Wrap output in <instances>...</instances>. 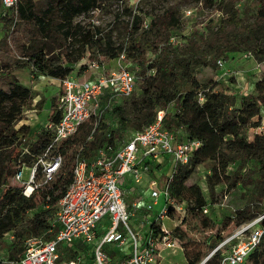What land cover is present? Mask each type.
<instances>
[{"label": "trees", "instance_id": "trees-1", "mask_svg": "<svg viewBox=\"0 0 264 264\" xmlns=\"http://www.w3.org/2000/svg\"><path fill=\"white\" fill-rule=\"evenodd\" d=\"M202 1L206 6L214 5V0ZM236 1L228 0L217 7L225 16L215 32L204 37L201 30L192 29L186 36H179L180 42L174 45L169 42L174 36L173 31L184 26L178 13L170 7L151 14L144 26L129 0H18L12 10H4L0 4V250L18 249L22 256L27 239L51 238L54 233H48V230L57 203L72 180L70 166L75 157L78 155L89 162L94 160L97 151L111 146L114 139L120 140L127 127H133L132 132L141 131L155 121L160 111L164 113L163 127L173 133L178 142H200L187 165L173 168L168 187L171 200L177 204L191 200L193 205L189 211L203 210L206 203L200 189L188 186L186 181L198 165L206 162L210 163L211 174L207 177L210 189L220 183L228 185L232 179L243 188L252 185V189L247 190L249 202L264 201V134H252L251 140L245 135L248 129L259 127L258 122L252 121L264 109V81L256 82L252 92L235 102L233 96L201 84L192 75L189 62L183 58L199 52L202 60L194 63L212 65L226 52L242 47L264 60V0H254L255 14L250 23L243 22ZM112 4L118 5L115 21L128 34L120 45H116V38L110 31L87 20L92 12ZM141 29L144 36L138 34ZM231 32L240 33L236 41L230 40ZM148 52L155 56L148 59ZM121 54L130 70L138 75L139 116L127 117L120 107V100L111 109L116 116V128L109 130L102 115L85 120L75 135L63 140L57 148L63 156V164L55 180L25 197L21 189L12 184L14 173L22 163L31 166L52 135L44 127V132L28 142L29 126L15 128L35 94L31 88L19 83L12 72L28 69L33 80L46 77L60 82L71 76L77 77L90 62L108 64ZM199 95L202 102L198 100ZM60 117L56 100L52 99L48 122L55 124ZM177 129H182L184 139L180 138ZM250 161L256 177H252L253 172H242ZM235 163H238L237 167L228 175V168ZM37 207L40 209L25 220L26 215ZM170 207L167 215L171 214ZM256 215L249 208L236 211L237 226ZM107 223L104 220L102 226ZM203 224L209 229L214 228L208 218H204ZM158 228L151 220L147 230ZM219 240L218 236L216 241ZM75 248L77 252L80 248L90 251L79 243ZM105 250L111 260L114 256L122 257L117 249ZM73 254L66 258L74 257ZM89 259L92 261L91 254ZM220 259L221 253L217 251L205 264H219ZM198 262L199 258L189 264ZM248 263L264 264V236L248 257Z\"/></svg>", "mask_w": 264, "mask_h": 264}, {"label": "built area", "instance_id": "built-area-1", "mask_svg": "<svg viewBox=\"0 0 264 264\" xmlns=\"http://www.w3.org/2000/svg\"><path fill=\"white\" fill-rule=\"evenodd\" d=\"M17 1L0 0V4L4 10H12ZM191 13L188 10L186 15ZM174 39L170 37L169 42H180ZM86 70L92 71L91 79L80 81L71 76L60 81L62 91L57 95L56 108L61 117L55 124L47 122L44 125L51 132L50 142L31 166L22 163L14 173L13 180L25 197L55 180L63 164V156L57 151L63 140L74 136L85 120L99 118L116 102L134 92L136 76L124 61L123 54L116 60L113 70H107L97 62L88 63ZM163 115L162 111L158 112L153 123L141 131L132 132L117 148L102 147L90 162L77 155L72 165V180L57 203L48 230L54 235L48 239H27L25 252L13 264H84V255L77 256V243L89 248L93 264H156L164 251L179 248L172 231L162 225L172 205L168 192L172 172L162 184L156 178L148 181L150 201L136 199L131 208L125 203L129 189L132 190L126 188L128 182L134 187L140 185L151 163L169 158L173 170L176 165H187L193 152L200 147L197 140L178 142L173 133L163 127ZM257 129L264 134V126ZM23 169L29 170L26 182L21 181ZM160 195L164 199L160 214L154 219L148 218L159 228L147 230L139 236L131 226V217L137 211L151 213ZM104 220L108 223L102 226ZM100 228L102 233H98ZM262 236L264 214L237 226L230 236L219 240L211 254L199 264H205L217 251L221 253L219 264H249L248 257L258 247ZM106 248L119 250L122 257L116 263L111 258L108 260ZM70 252L77 255L66 258L71 256L67 255ZM4 262L0 258V264Z\"/></svg>", "mask_w": 264, "mask_h": 264}, {"label": "rangeland", "instance_id": "rangeland-1", "mask_svg": "<svg viewBox=\"0 0 264 264\" xmlns=\"http://www.w3.org/2000/svg\"><path fill=\"white\" fill-rule=\"evenodd\" d=\"M227 1L228 0H214V5L212 7L204 5L202 0H129V3L133 6L134 11L141 16L144 26L150 19L151 14L160 12L168 7L173 8L178 13L184 26L181 30L176 29L172 33L174 35L173 37H175L174 40L178 41L181 36H186L192 29L201 30L204 37L215 32L220 25L221 19L225 16L224 11L217 9V7L222 5V2L225 3ZM253 2L254 0L236 1V6L241 11V18L244 23L252 22L255 14ZM188 10L192 11L191 15H186ZM117 11L118 5L112 4L110 7H102V9L92 12L88 15L87 20L110 31L116 38V45H120L128 37V34L121 30L120 25L114 19V15ZM1 34L2 29L0 24V36ZM138 34L141 36L145 35L143 29L139 30ZM229 36L230 40L236 41L240 33L231 32ZM170 43L174 45L173 42ZM154 56L155 54L152 52L147 53L148 59ZM183 58L185 61L189 62L192 75L201 84H206L208 89L212 88L215 91H222L233 96L235 102L240 96L252 92L256 82L264 81V60L256 57L251 52L244 51L242 47L233 52H226L222 57L217 59L215 63H212V65H207L206 63L195 64V60L199 62L202 60L199 52L194 53L190 57ZM205 60L208 61V58ZM12 74L19 83L31 88L35 94L30 106L24 110L22 119L15 125V128L21 125L29 126L30 135L28 136V142H31L35 140L37 134L45 131L44 125L48 122L51 100H56L62 87L58 81H50L46 77H39L37 80L31 79L28 69L14 70ZM139 85L140 82L136 74L135 89L132 93V95H134H131L132 97L127 99H121L120 107L127 117L139 116ZM199 98L200 96H198L199 102H202ZM173 108H175V106H173ZM102 118L109 126V130L116 128V116L113 110H106L102 114ZM252 122H258L259 126H264V109L261 110L259 117L254 118ZM257 128L252 127L246 131L245 135L247 140H251L250 136L252 134L261 135L259 133L260 130ZM133 130H135L133 127H127V129L122 132V138L120 140H113V144L111 145L112 149L120 146L123 140H127ZM177 130L180 134V138L184 139L185 135L182 129ZM237 164L238 163L230 165L227 170L228 175L237 167ZM172 167L173 162L169 158H160L156 162L151 163L149 172L143 175L142 183L136 187H131V189L133 188L132 192H134V194L131 198L125 197V203L131 205L136 199L140 200L141 198L143 201H150V190H148L147 185L148 181L156 178L160 184L164 183L167 176L172 172ZM71 168L70 166V170ZM244 171L253 172L251 174L252 177H256L257 175L251 161L242 169V172ZM210 174V163L205 162L198 165L186 181L188 186L193 185L200 189L206 203L203 210L200 211L195 209L189 211L188 208L193 205L191 200L183 201L180 204L172 200V205L170 207L171 214L162 220V225L168 231L174 230L173 235L179 248L164 251V253L159 255L156 264H189L190 261L197 258H199V262L197 263L199 264L206 259L217 246L218 242L216 240L218 236L222 239L230 236L234 232L238 225V220L235 217L236 211L249 208L251 212L257 214L256 216L264 214V201L251 203L248 200L247 190L252 189L251 184L243 188L241 185L233 183L232 179H230L228 185L220 183L212 186L210 189L208 187L207 178ZM28 176L29 170L23 169L21 181L26 182ZM12 184L18 186V183L14 182L13 179ZM38 198L39 194L37 199ZM163 206L164 199L163 196L160 195L158 204L153 206L151 213L142 211L139 214V212H134V215L131 217V226L140 234L139 236H142L143 232L147 231L148 218L158 216ZM39 209L40 207H37L36 210L29 212L25 220H29ZM204 210L207 211L204 212ZM204 218H208L214 223L213 229L205 227L203 224ZM112 250L113 248H109V251ZM105 253L108 260H110L111 255L107 252ZM71 254L73 253L71 252ZM71 254L68 253L67 255ZM75 255H77L76 252L73 256ZM81 255H84L83 261L86 264H93L89 259L90 251L87 252L80 248L77 256ZM20 256L18 249L0 250V258L5 261L3 264H13V261ZM117 258L118 256L112 257V261L116 263Z\"/></svg>", "mask_w": 264, "mask_h": 264}, {"label": "crops", "instance_id": "crops-1", "mask_svg": "<svg viewBox=\"0 0 264 264\" xmlns=\"http://www.w3.org/2000/svg\"><path fill=\"white\" fill-rule=\"evenodd\" d=\"M104 66H105V68L107 69V70H113V69H115L116 68V61L114 60V61H110L108 64H104ZM93 77V74H92V71L91 70H85V71H83L81 74H79L78 76H77V78L76 79H78V80H81V79H83V80H86V79H91ZM50 81H58V80H56V79H50V78H48ZM83 80H81V81H83ZM59 82V81H58ZM60 83V82H59ZM132 186H134L130 181L128 182V184H127V186H126V188H131ZM133 189V188H132ZM132 190H130L129 189V191H128V195L126 196V197H132L133 196V194H132V192H131ZM147 192V191H146ZM147 202V201H146ZM158 204V203H157ZM128 207L129 208H131V205H128ZM137 212H139V214H140V212L141 211H137ZM152 219H154V218H152ZM102 229L100 228L99 230H98V233H102Z\"/></svg>", "mask_w": 264, "mask_h": 264}]
</instances>
